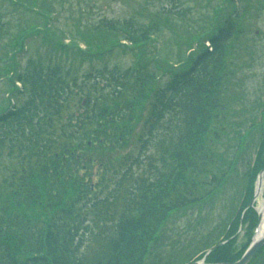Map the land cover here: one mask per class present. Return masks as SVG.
<instances>
[{"label":"trees","instance_id":"16d2710c","mask_svg":"<svg viewBox=\"0 0 264 264\" xmlns=\"http://www.w3.org/2000/svg\"><path fill=\"white\" fill-rule=\"evenodd\" d=\"M6 1L33 18L14 26L0 15V82L7 83L0 99V155L17 159L0 185V264H145L150 242L169 213L200 200L202 181L197 178L211 161L210 131L217 135L214 124L231 74L228 57L244 33L242 18L236 12L220 18L223 7H217L215 23L188 37L185 56L162 60L166 65L156 72L144 62L146 49L163 27L172 29V16L185 18L186 8H164L147 21L135 15L97 22L77 19L65 33L51 26L56 11L50 0ZM31 36L43 37L50 50L82 57L92 56L94 49H102L98 56L126 47L135 51V60L125 70L106 66L81 76L39 58L20 68L18 56ZM79 43L85 53L74 52ZM19 94L24 95L21 102ZM11 97L17 100L13 104ZM261 106L260 140L244 199L226 242L206 262L238 260L258 223L255 209L247 207L264 167V99ZM144 108L147 115L141 120ZM140 121V151L156 147L158 164L152 175L127 186L129 167L118 171L120 177L108 188L113 162L108 164L103 155L127 147ZM240 224L247 242L234 251ZM262 256L264 246L253 258Z\"/></svg>","mask_w":264,"mask_h":264},{"label":"rangeland","instance_id":"374dc122","mask_svg":"<svg viewBox=\"0 0 264 264\" xmlns=\"http://www.w3.org/2000/svg\"><path fill=\"white\" fill-rule=\"evenodd\" d=\"M50 2L56 11L52 14L51 26L64 30L65 33L77 19L81 22H97L103 18L122 19L135 15L147 21L152 13H162L164 8H170L172 12L176 11V7L186 8L184 19L172 16L170 21L172 29L163 27L148 45L144 62L148 61V69L152 71L166 65L165 62L161 63L162 60L174 62L185 56L189 44L188 37L215 23L212 17L217 7H223L219 13L220 18L223 16L225 18L228 14L233 15L234 12L242 18L244 33L233 43L234 49L230 51L228 57L231 74L224 83L220 98L222 109L218 122L214 124L217 135L210 131V137L214 140L208 143V150L210 163L213 164L209 163L206 166V173L200 174L197 178L198 183L202 181L198 186L200 194L197 195L200 200L193 206L170 212L150 242L149 256L145 264H184L193 261L198 253L222 237L226 224L237 212L244 195L247 173L260 140L257 123L261 118V101L264 98V0H179L178 4L177 0H50ZM0 15L13 20L14 26L26 20L32 21L33 18L29 11L16 9L6 0H0ZM68 42L66 39L65 44ZM46 44L47 41L43 37L27 38L24 51L18 56L20 68L28 59L39 58L44 63L73 68L78 76H81L106 66L109 69L117 67L125 70L135 60V51L126 47L110 49L98 56L96 54L103 52L102 49H94L89 52L92 56L82 57L62 53L57 49L50 50ZM73 50L85 53V46L79 43ZM3 83L5 86L7 84L5 81L0 82V99L5 88ZM17 97L21 102L24 95L19 94ZM16 101L15 97H11V104ZM74 109L77 110L78 106ZM146 115L147 109L144 108L140 119H144ZM66 116L67 114H62L64 119ZM142 129L143 122L140 121L137 126L134 125L132 139L127 147L103 155L104 160H109L108 164L113 162L112 171L108 174L110 176L108 188L115 185L117 178L120 177L119 172L127 167L130 177L126 180V186L129 182L133 184L137 178L153 174V167L158 164L159 153L153 145L140 151L138 139L143 133ZM241 134L246 137L240 139ZM11 160L1 153L0 185L8 178L11 165L17 162V159L13 162ZM120 160L123 169L118 168ZM95 169H99L98 163ZM223 172H226V176L222 184L216 192L203 199V195L215 187ZM189 179L194 180L193 175ZM262 201V196L257 197L256 208ZM245 242L247 233L246 229L242 228L233 250H239ZM248 264H264V256L253 258Z\"/></svg>","mask_w":264,"mask_h":264},{"label":"water","instance_id":"95a60500","mask_svg":"<svg viewBox=\"0 0 264 264\" xmlns=\"http://www.w3.org/2000/svg\"><path fill=\"white\" fill-rule=\"evenodd\" d=\"M264 171V170H263ZM262 171V172H263ZM262 172L259 174V179H260V176L262 174ZM253 201H254V198L253 200L250 202V205L252 206L253 204ZM259 218H260V215H259ZM264 245V235L261 237V238H253L252 239V242L251 244L249 245V247L247 248V250L245 251V253L243 254V256L236 262L234 263H217V264H247L249 262V260L253 257V255ZM210 252V250H209ZM207 252V254L209 253ZM206 254V255H207ZM205 255V256H206ZM205 256L204 258L202 259L201 262H193V263H188V264H201L203 263L204 259H205Z\"/></svg>","mask_w":264,"mask_h":264},{"label":"bare ground","instance_id":"6f19581e","mask_svg":"<svg viewBox=\"0 0 264 264\" xmlns=\"http://www.w3.org/2000/svg\"><path fill=\"white\" fill-rule=\"evenodd\" d=\"M260 193V189L258 188V194ZM260 195V194H259ZM258 210L259 212L261 213V221L259 223V226H258V229H257V232H256V235L255 237L258 239L262 236V232H263V226H264V203L261 202V204L259 205L258 207Z\"/></svg>","mask_w":264,"mask_h":264}]
</instances>
